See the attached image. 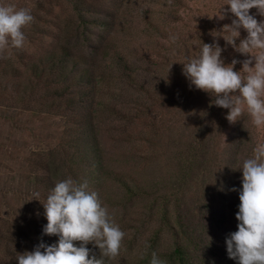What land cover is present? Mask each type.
I'll use <instances>...</instances> for the list:
<instances>
[{
    "label": "trees",
    "instance_id": "1",
    "mask_svg": "<svg viewBox=\"0 0 264 264\" xmlns=\"http://www.w3.org/2000/svg\"><path fill=\"white\" fill-rule=\"evenodd\" d=\"M135 1L108 0L111 9L103 11L84 0L35 2L29 10L34 20L24 29L27 48H11L18 61L10 66L15 80L9 84L14 93L20 89L24 93L44 83L40 109L62 107L77 114L71 143L77 149L75 172L79 170L76 177L73 172L74 179L86 181L103 206L106 202L126 210L140 199L150 217L156 214L158 227L137 264H150L152 254L158 256L163 233L173 239L172 251L163 257L165 264H236L228 258L226 239L238 223L240 201L231 189L241 187L238 169L254 148L246 119L231 126L225 119L228 110L210 106L208 94L190 90L182 75L180 63L189 44L182 35L188 25L180 13L193 9L185 7L183 0H160L164 7L157 13L139 9L142 27H134L128 21L129 11H121L132 10ZM63 4L70 7L64 21L57 13ZM177 24L180 32L172 27ZM125 32L131 38L118 50L114 39ZM1 52L0 64L4 62ZM239 65L234 70L240 71ZM3 69L4 65L0 74ZM21 78L26 82L22 84ZM8 87L2 84L0 89L5 92ZM99 93L104 101H97ZM148 116L159 118L151 125L149 149L142 154L129 149L124 155V162L141 171L139 180L126 178L106 161L102 127L120 132L116 140L111 138L114 148L124 154L123 147L129 145L127 130ZM226 128L230 132L224 145ZM219 169L221 173H215ZM108 187L118 194L103 197ZM39 237L48 245L57 242L41 233ZM96 255L99 259V251ZM104 264L115 263L105 258Z\"/></svg>",
    "mask_w": 264,
    "mask_h": 264
},
{
    "label": "rangeland",
    "instance_id": "2",
    "mask_svg": "<svg viewBox=\"0 0 264 264\" xmlns=\"http://www.w3.org/2000/svg\"><path fill=\"white\" fill-rule=\"evenodd\" d=\"M37 1L42 4V0H0V5L14 4L17 8L31 10L35 8L34 3ZM84 1L99 11L111 9L108 0ZM183 1L185 7L193 9L192 13L189 11L186 13L185 10L180 13L181 18L188 25L187 32L185 33L184 30L182 32V35H185L184 40L189 44L186 56H193L200 46V41L211 44L213 37L210 33L213 30L220 31L223 25L230 24L231 18L221 21L217 17H212L224 4V0ZM143 7L157 13L164 7V4L160 0H136L132 10H122L121 12L129 11L128 16L131 17L128 18V21L132 22L131 25L142 27L139 9ZM69 8L64 4L61 8L59 7L57 13L63 21L69 14ZM255 12L256 9L252 13ZM257 19H262V17L257 16ZM180 26L181 24H177L172 27H176V31H179ZM245 35L246 33L241 31V38H244ZM130 38L126 32L124 37L122 35L116 37L114 40L118 43L117 49L125 46ZM217 39L221 47H225L226 42L223 38L217 37ZM27 46L25 43L24 47L27 48ZM1 53L4 62L0 65H4L5 73L0 74V87L2 84H7L9 87L5 92L0 89V238L4 237L0 239V264H12L17 253L32 251V246H36L40 242L39 235L42 234L43 226L47 223L43 217L41 203L45 202L55 183L69 176L74 179L73 172L76 177L79 171L76 173L77 167L73 165V155L77 149L71 147L72 139H75L73 136L74 122L78 116L73 111L66 113L62 107L40 109V102L45 96L44 83L25 89L24 93H21V89L14 93L11 81H14L15 78L9 72L12 71L11 64L16 65L18 60L11 48ZM222 58L227 63L229 59H237L242 62L247 57H240L239 53L231 46H227ZM239 64L241 70L242 63ZM2 66H0V70ZM102 70L100 72H104ZM24 76L26 77V74ZM20 80L22 84L26 82L24 78ZM103 95L99 93L97 101H104ZM153 117L148 116L146 119L137 120L127 130L126 139L129 145L126 144L123 147L124 154H121L120 149L114 148L111 138L113 136L116 140L120 132L117 130L108 131V126L105 124L102 127L106 161L126 178L139 180L141 171L133 163L124 162V155H127L129 149L136 154H142L149 149L146 142L152 134L151 125L153 122L159 121V118L153 119ZM243 118L246 119V131L250 144L255 146L257 143H264V127L256 129L246 115ZM229 132L230 129L226 128L222 138L224 145L228 143ZM221 171L220 169L215 170V173H221ZM215 177H217L216 174ZM34 192L40 193L41 203L32 200ZM115 192L117 190L113 191L108 187L102 192V196L111 197L112 195L115 197V194H118ZM146 205V202L139 199L123 210L114 209L105 202L104 206L114 214L115 222L125 232L119 255L111 259L115 264H137L144 255L146 244L158 227L156 214L150 217L145 208ZM45 237L56 238L58 241L56 236ZM88 247L92 248V245L89 244ZM172 249V236L169 233H163L157 245L158 256L163 260V257Z\"/></svg>",
    "mask_w": 264,
    "mask_h": 264
},
{
    "label": "clouds",
    "instance_id": "3",
    "mask_svg": "<svg viewBox=\"0 0 264 264\" xmlns=\"http://www.w3.org/2000/svg\"><path fill=\"white\" fill-rule=\"evenodd\" d=\"M212 17L221 21L231 18V23L210 33L211 44L200 41L196 54L180 63L182 75L190 90L208 94L210 106L228 110L225 119L230 124L246 115L260 129L264 127V0H224ZM33 20L26 8L0 5V51L23 48L24 29ZM241 31L246 33L244 38ZM217 37L223 38L225 47ZM171 39L174 42L176 38ZM227 46L247 58L226 63L222 54ZM238 63H242L240 71L234 70ZM238 171L242 173L241 187L231 189L238 192L240 201L235 216L238 223L237 230L226 239L227 255L236 264H264V143L254 146ZM39 196L34 192L32 200L40 202ZM41 204L47 221L42 234L56 236L58 241L52 245L41 241L32 251L17 253L18 264H104L105 258L119 255L125 232L86 181L80 183L69 176L56 182ZM150 264L165 261L153 253Z\"/></svg>",
    "mask_w": 264,
    "mask_h": 264
}]
</instances>
